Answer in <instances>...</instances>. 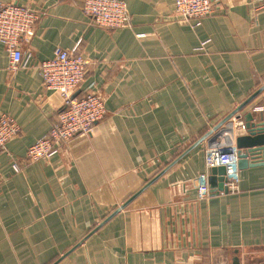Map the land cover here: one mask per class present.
Here are the masks:
<instances>
[{
	"label": "crops",
	"instance_id": "1",
	"mask_svg": "<svg viewBox=\"0 0 264 264\" xmlns=\"http://www.w3.org/2000/svg\"><path fill=\"white\" fill-rule=\"evenodd\" d=\"M0 1L38 11L27 68L8 70L0 44V113L20 127L0 153V264H264V161L247 158L237 191L196 198L209 130L250 96L242 118L264 122L261 0H212L196 24L174 0H124L117 29L93 24L83 0ZM56 47L86 59L75 94L99 92L106 111L26 162L62 108L35 69Z\"/></svg>",
	"mask_w": 264,
	"mask_h": 264
},
{
	"label": "built area",
	"instance_id": "2",
	"mask_svg": "<svg viewBox=\"0 0 264 264\" xmlns=\"http://www.w3.org/2000/svg\"><path fill=\"white\" fill-rule=\"evenodd\" d=\"M264 4V0H261ZM175 12L188 22L196 24L214 11L212 0H174ZM82 11L97 26L117 29L129 25V15L124 0H83ZM38 11L26 5L0 1V44L7 56V69L16 71L27 68L31 54L23 52L20 43L32 37ZM203 46V43H201ZM76 48V46H75ZM64 50L56 47L50 58L39 62L35 69L42 86L57 92L62 98V108L52 121L48 131L30 144L25 152V161L48 159L60 151L63 144L76 134H90L94 124L105 114L104 99L99 92L89 89L79 95L86 76V59L77 54L76 49ZM75 94V95H74ZM262 106H253L260 111ZM230 133L225 132L210 141L204 149L203 170L196 177V198L207 199L211 195L208 184L211 167L223 166L225 169L224 186L227 191L238 190L239 167L238 150L234 138L246 132L244 118L235 112L227 124ZM20 131L14 118L0 113V153L6 150V144ZM227 134L226 142H219ZM20 165L12 160V169L18 171Z\"/></svg>",
	"mask_w": 264,
	"mask_h": 264
},
{
	"label": "water",
	"instance_id": "3",
	"mask_svg": "<svg viewBox=\"0 0 264 264\" xmlns=\"http://www.w3.org/2000/svg\"><path fill=\"white\" fill-rule=\"evenodd\" d=\"M264 88L262 86L257 92L261 91ZM75 95V94H74ZM250 96L242 102L238 107L233 111L227 114L222 120H220L216 125H214L211 130L206 134L205 137H210V141H213L215 138L219 137L225 132L230 133V128L226 126L227 120L235 113L240 111V109L252 98ZM245 122V134L238 135L234 138L235 146L238 150V167L239 169L247 165V158L255 161L259 158L261 161H264V122L262 116H258V120L255 121L252 114L249 112L244 116ZM225 169L223 166L211 167L209 170L208 184L210 191L218 190L226 192L227 189L224 186V177ZM127 203V202H126ZM125 203V204H126ZM124 204L122 205V207Z\"/></svg>",
	"mask_w": 264,
	"mask_h": 264
}]
</instances>
